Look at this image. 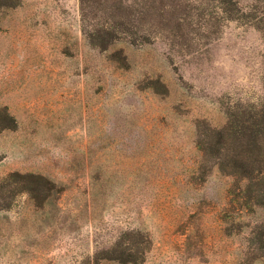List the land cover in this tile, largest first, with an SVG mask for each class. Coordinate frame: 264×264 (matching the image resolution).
<instances>
[{
    "label": "rangeland",
    "instance_id": "rangeland-1",
    "mask_svg": "<svg viewBox=\"0 0 264 264\" xmlns=\"http://www.w3.org/2000/svg\"><path fill=\"white\" fill-rule=\"evenodd\" d=\"M0 264H264V0H0Z\"/></svg>",
    "mask_w": 264,
    "mask_h": 264
}]
</instances>
